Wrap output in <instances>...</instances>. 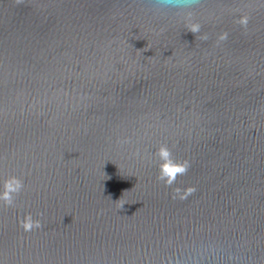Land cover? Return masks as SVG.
<instances>
[{"label":"water","instance_id":"1","mask_svg":"<svg viewBox=\"0 0 264 264\" xmlns=\"http://www.w3.org/2000/svg\"><path fill=\"white\" fill-rule=\"evenodd\" d=\"M0 264H264V0H0Z\"/></svg>","mask_w":264,"mask_h":264},{"label":"clouds","instance_id":"2","mask_svg":"<svg viewBox=\"0 0 264 264\" xmlns=\"http://www.w3.org/2000/svg\"><path fill=\"white\" fill-rule=\"evenodd\" d=\"M196 28H193V31H195ZM159 153L161 154L162 157H169L170 156V150L167 148V146H162L159 149ZM186 171V167L182 166V165H174L170 160L167 163L162 164V178L165 177H169V179H167V183L171 184L173 182V180L175 179V174L177 172H183ZM23 186L22 181L16 180V190H19L21 187ZM192 189H189V191H191ZM4 199L8 202V203H12V199L9 195L8 192L4 193ZM33 221L31 220V218L29 217L28 222L25 224V228L26 229H31L33 226ZM36 225H39V222H35Z\"/></svg>","mask_w":264,"mask_h":264}]
</instances>
